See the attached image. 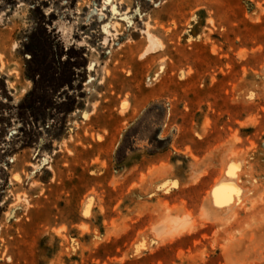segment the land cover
<instances>
[{
  "label": "rangeland",
  "instance_id": "374dc122",
  "mask_svg": "<svg viewBox=\"0 0 264 264\" xmlns=\"http://www.w3.org/2000/svg\"><path fill=\"white\" fill-rule=\"evenodd\" d=\"M0 264H264V0H0Z\"/></svg>",
  "mask_w": 264,
  "mask_h": 264
},
{
  "label": "bare ground",
  "instance_id": "6f19581e",
  "mask_svg": "<svg viewBox=\"0 0 264 264\" xmlns=\"http://www.w3.org/2000/svg\"><path fill=\"white\" fill-rule=\"evenodd\" d=\"M112 10H113V8H112ZM145 33H146V40H147V45H146L147 46L146 47L147 52L153 51V50H156V49L162 47L161 43L159 42V40L155 36H153L152 34H150L148 32H145ZM209 197H210L209 199H210V202L212 203V205L215 206L218 210L223 211L224 209H228V204L230 201H232L233 198H237V193H236V190L234 189V187L231 185V183H230V185L229 184H221L218 187H216V189L211 191ZM215 207H213V208H215ZM205 212L207 213V210ZM214 215H215V213H214ZM186 226H187V221L185 219H179V218H175V217L169 218V219L167 218L159 225V228H160L159 231L160 232L166 231L165 233H168L167 230H169V232L173 231V232L177 233L179 230H181L182 228H184ZM188 226H189V224H188ZM190 228L191 227H189V229ZM156 230H158V229H156Z\"/></svg>",
  "mask_w": 264,
  "mask_h": 264
},
{
  "label": "crops",
  "instance_id": "0c3cea01",
  "mask_svg": "<svg viewBox=\"0 0 264 264\" xmlns=\"http://www.w3.org/2000/svg\"><path fill=\"white\" fill-rule=\"evenodd\" d=\"M209 196H210V194H209ZM180 219V218H179ZM165 219H163L160 223H159V225L164 221Z\"/></svg>",
  "mask_w": 264,
  "mask_h": 264
}]
</instances>
